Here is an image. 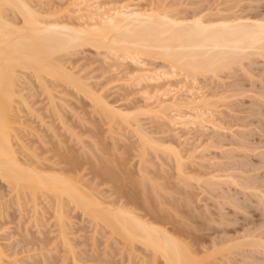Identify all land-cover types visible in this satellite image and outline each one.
<instances>
[{
    "label": "rangeland",
    "instance_id": "rangeland-1",
    "mask_svg": "<svg viewBox=\"0 0 264 264\" xmlns=\"http://www.w3.org/2000/svg\"><path fill=\"white\" fill-rule=\"evenodd\" d=\"M78 1L80 2V0H28L26 2H32L29 5L35 10L39 9L38 12L40 11L42 16H46L41 18L44 23L50 22L52 19V22L56 20L60 23L77 24L81 19H76L78 17L76 15ZM101 2L109 3V6L134 2L133 4H136L138 8L155 11L162 15L165 13L177 20L189 21L194 17H202L203 21L210 23L228 18V20H232L233 17L234 19L237 17L264 19V0L97 1V3ZM110 2L114 3L110 4ZM8 10L10 9L6 11L7 16L13 17L12 12ZM14 21L16 20L14 19ZM16 22H19L18 25L21 23L19 16ZM72 47L67 50L68 52L66 51L67 54L65 52L56 54V60L60 58V63H65L66 71L72 72L73 70V75H71L75 79L79 77L78 80L76 79L77 82L81 81L88 85V88L84 85L83 88H87L85 91L80 89L85 93L91 90L87 96L84 95V92L79 91V86L74 83L68 84L67 80H63V82L58 78L53 80V78L45 77L44 80L47 83L45 86L47 88L49 86L48 89H45L38 84L33 73L29 70H19L18 68L19 73L16 72L20 80L16 79L17 89L16 87L15 89L18 95L22 94L23 100L20 96L15 97L13 102L15 108L11 115L13 120L16 119L18 122L21 119L22 124L24 123L23 125L26 127L22 128L23 130L21 127L16 128L19 131L18 136H21L20 142H24L26 147L20 148L19 140H13V143L18 142L14 143L18 155L20 153L18 148L23 152L18 156L19 159L22 157L25 161H31L32 165L37 163V167L40 165L41 167L43 165L47 168L52 167L58 173L57 168L60 170L62 165H65L60 162L64 161L63 157L65 154L68 155L69 151L79 161L78 168L75 166L76 170H72V172L64 170V173L63 170H60L59 173L63 172L65 176L79 178L86 188L94 187L92 189V192L96 191V193L93 192L94 195L99 194V197L102 196L101 201L105 200L106 203L112 202L113 207L115 204L125 201L124 197L117 195L123 184V187L126 186L124 190L129 188L126 191L138 193L139 196L136 195L138 199L134 200L139 202H136L137 210L132 203L128 204L127 209L133 208L132 211L138 212L139 215L145 211L146 208L142 209L144 205H147L144 204L146 199L144 200L143 195H140L144 194L142 189L150 191L148 193H150L149 196L152 195V200L150 199V203H148L150 205L153 203L155 208H158V204L164 208V213L161 212V218L164 215L163 218L167 220L164 221V223L166 222L164 227L171 230L180 225L181 232H188V235L187 232L174 231L173 234L187 244L193 252L195 251L194 254L205 258V261L202 259L200 264H264V246L258 244V238L264 241L263 201L260 200L261 203L259 198L253 197L255 196L253 190H245L239 185V183L244 184L245 182L258 188L255 189L258 193H264V56L251 54L247 58L239 60L240 62L235 60L238 63L234 62V65L230 63V61L233 63L234 60H228L229 63L226 65L230 64V66H227V69H222L223 66H220V69L217 66L219 69L207 72L197 71L196 75H189L190 77L184 72L178 71L173 78H167L168 80L161 78L159 81L149 84H147L148 82H139L140 79L135 77L139 80L137 84L132 82L134 78L129 80L128 78L131 74L134 75L132 71L135 72L137 68L141 67V63L142 68L144 65L147 66H144L145 69L167 70L169 69L168 59H163L156 53L155 55L151 54L152 51L144 52L145 54L136 52L140 54L138 60L141 62L136 64L130 63L129 60L124 61L121 58L122 51L114 55L115 52L109 51L108 48L105 49V46H96L99 47L96 48L94 45L86 44ZM153 49L148 48V50ZM131 50L134 51L133 48ZM132 75L131 77H134ZM145 84L148 88L145 87ZM90 92L99 97L92 96ZM163 96L166 100L162 99ZM92 97L95 98L92 99ZM100 97L101 99H98ZM95 99L101 102L95 101L94 103ZM24 102H27V105L34 110L25 107ZM168 102H173L175 105L168 106V109L163 110L164 106L162 107L161 104L167 105ZM52 103L53 107H51ZM105 104L109 106L108 111L116 108L119 113L129 114L130 117H127L130 118L127 119L129 122H123V120L119 122L111 116L110 120L106 114V107L104 106L103 110L100 109V105ZM198 104L202 106L197 108ZM108 113L110 115V112ZM194 114L196 117L198 114L200 115L198 120L202 123L196 121L197 118L195 119ZM179 116L185 121L188 118L189 120L185 123ZM170 117L174 119L172 120ZM178 117L180 120L177 119ZM190 120L196 124L191 123ZM17 124H15L16 127ZM30 127L33 128L31 130L33 132L29 131ZM26 129L29 132L26 131L25 134L24 130ZM138 136L146 137L147 140L144 141L145 138L140 139ZM173 149L178 151L175 154L179 153V157L182 156V159L179 158L180 162L176 161L178 157L174 156L176 151ZM38 160L39 162H37ZM178 162L179 167H177ZM102 167L103 170L113 173H111L113 181L109 179L111 174L105 177L107 172H102ZM42 168L46 171L49 170L44 166ZM177 168H180L181 171ZM96 169L99 170L96 172ZM115 174V177H119L116 178L118 183L114 180ZM210 176H216V178L211 180ZM226 177L230 178L226 180ZM231 179L238 184L232 182ZM213 181L219 185L210 184ZM119 183L122 184L119 185ZM10 186L12 185L8 186L7 182L5 183L0 178V247L4 251V264H164L161 259H152V254L144 251L143 246L140 248L139 244L137 247V243L134 244L137 250L134 248L135 251L132 250L134 254L132 256L130 254L128 257L129 248L124 246V243L122 245L119 238H113L115 234L107 232L104 227H101L102 224L99 223V226L95 224L96 221L90 220L87 213H85L86 215L81 213L82 210H78L73 203H68L66 199L65 203H68L65 204L66 206L64 205L67 209L65 214L68 217L65 220L66 234L71 243L70 249L72 247L74 253H72V249L69 252L67 247H63L61 239L58 237V224L56 216H53V201L50 200V197L48 198L51 204L43 199L45 195L38 193V198L35 199L38 202L37 212L34 213L30 192L18 190L19 204L18 198L15 197L16 193ZM154 190L158 194H155ZM141 199L145 202L140 201ZM141 202L144 204L143 207H141ZM150 208L146 210L145 214L143 213L144 218L152 217L149 214ZM174 221L176 222L174 223ZM171 225L172 228H170ZM181 225L185 226V229ZM250 238L258 243H252L253 246L245 245L244 243ZM240 240L245 242L242 243ZM251 240L246 243L252 242ZM214 251L216 252L211 255V252ZM208 253L209 256L206 255ZM72 259L77 260H74L76 263Z\"/></svg>",
    "mask_w": 264,
    "mask_h": 264
},
{
    "label": "bare ground",
    "instance_id": "bare-ground-1",
    "mask_svg": "<svg viewBox=\"0 0 264 264\" xmlns=\"http://www.w3.org/2000/svg\"><path fill=\"white\" fill-rule=\"evenodd\" d=\"M26 1H28V0H26ZM26 1L25 0H0V178L2 180H4L5 183L7 182L8 186L12 185L10 187H12V189L16 193L15 197L18 198L17 199L18 203H19V199H20L19 193H18L19 189H20L19 190L20 192H21V190H23V191L26 190V192H28V191L30 192V194L32 195V200H33V205H34V210H33V211H35L34 213L37 212L36 206L38 205V202H36L35 199L38 198L37 197L38 193H40L41 195H45V196H43L44 197L43 199H45V201L47 200L46 201L47 203L50 202L49 204H51L50 200L53 201L52 202L53 203L52 209L54 211L53 216L54 215L56 216V221H57L56 223L58 224L57 225L58 226V233H59L58 237H60L63 247L64 246L67 247L68 249L67 248L66 249L69 252L72 251V253H74L73 248L71 247L72 250L70 249L71 243L69 242V239H68L67 234H66L67 233L66 232L67 226L65 224V222H66L65 220H67L66 218H68L66 216L67 214H65V212L67 210V209H65V206L70 202V203H73L74 206L78 208V210L79 209L82 210L81 213H84V214L87 213V216L89 218H91L90 220H92V221L94 220V222L96 221L95 224H97L99 226V223H100L103 225V226H101V225L100 226L102 228L104 227L107 230V232L109 231V233H112V235L115 234L113 236V238L114 237L119 238L120 239L119 242L121 244L124 243V246L129 248L128 249L129 250L128 251L129 252L128 257H130V254H131V256H132V254H134V253H132L133 252L132 250H134V248H135L134 244L137 243L136 244L137 247L140 246V248H141V246H143L145 248L144 251H147L148 253L150 252L152 254L151 255V256H153V257H151L152 259H154V260H156L157 258L161 259L164 264H200L201 260L203 259L202 256L199 257V255L194 254L195 251L193 252L191 250V248H188L189 246H187V244L183 243L182 240H179L176 237V235L173 234V231L178 232V233L179 232L185 233L187 231L181 232L179 230L180 225L179 226L176 225L177 223L174 225L178 226V228L177 227L172 228V225H171L170 228H172V229L168 230L167 228L164 227V224L166 223V222L164 223V221H167L165 218H163L164 215H162L163 220L161 218V212L163 211V213H164V208L159 206V204H158V208L159 207H161L160 209L163 208L162 210H160L158 208H155L153 203L151 204L152 206L149 204L150 199L152 200V198H151L152 195L149 196L150 193H148L150 191L142 189V191H144L142 193H144V194H140V195H143L142 196L143 199L144 200L146 199V202H147L146 203L145 201H143V199L140 200V201L145 202L144 204H147V205H144L143 202L140 203V204H142L141 207H143V205H144V208H142V209L146 208L145 211L144 212L142 211V212L145 214L146 210H148V208L151 207L150 208L151 211L149 210V214H151L152 217L150 215L149 216L151 218L147 217L148 216V211H147V216H146L147 218H144L143 213L142 214L140 213V215H139L138 212L135 213L134 210L132 211L133 208L127 209L129 203H132L133 205H135V209H136V207H137L136 202L137 203H139V202L138 201L135 202L134 200L138 199L136 197V195H138V193L126 191L129 188L124 190V188L126 186L123 187L122 183H121L122 185L119 183V185H121L122 187L118 186L121 188H119V193H117V195L119 194V197H124L125 201L124 202L121 201L120 204H117V205L115 204V207H113L114 205L113 206L111 205L112 202L107 201L108 203H106L104 198H103L104 201H101L102 196L99 197L98 196L99 194L98 195L95 194L98 197L94 195L93 192L95 190L92 192V189H94V187L91 188V186L89 185L90 187H87L88 188L87 189L86 185L82 184L81 181H79V178H77V177L73 178V177L68 176V175H67L68 177L65 176V174H63V172L65 173L64 170H67V171L69 170V172L70 171L72 172V170H76L75 166H77V164L79 162V161H77V159L75 157H73L72 154L69 153V151L67 152L69 156L67 154H65L67 159L64 155L65 158L62 156L64 161L60 162L61 164H65L64 166L62 165V168L60 169V170H63L62 173H59L60 170H58V168L56 166L55 167L57 168L58 173L55 172L56 170H53L52 167L47 168V166L43 165L44 167L47 168V170L49 169L48 171H46V169L43 170V168H42L43 166L41 167V165L38 163L40 165V167L42 168V170H41L40 167L36 166L37 163H34L35 165L34 164L32 165L31 161H29V162L25 161V160H23L24 158L22 159V157L19 159L18 156L20 155V153H23V152H21L22 150L20 148H23L22 146H24L25 143L20 142L21 136L20 135H19L20 137L18 136L19 131L16 130V128L21 127V129H22L25 127V125H23L24 123L22 124L23 121L21 122V119L19 120L20 122H18L16 119L13 120V118H12L13 116L11 115V114H13L12 112H14V108H15L13 105V102L15 101V97L20 96V98H22V94L18 95L17 90H16L17 89V87H16L17 80L18 81L20 80L18 78V76H17L18 74H16V72H18L17 71L18 68H19V70L20 69L29 70L31 73H33L38 84L42 85L45 89L47 88V86H45L46 82L44 79H45V77H47V78L49 77V78H53V80L57 79V78L61 79V81L67 80L68 84L74 83V84H76V86H79V91H81V90L85 91L86 87L85 88H83V87L85 85L88 88V85L84 84V82L82 83L81 81H78L81 84L80 85L76 81V79L78 80L79 77L76 79H75V77H72L73 70H72V72L66 71V66L64 65L65 63L64 64L60 63L61 62V61H59L60 58L58 60H56V57H57L56 54H60L59 52H65V54H67V52H68L67 50L72 46L91 44V45H94L95 47L96 46H100V47L105 46L106 47L105 49L108 48L109 51H112L113 53L115 52L114 55H116L117 52L122 51L123 53L121 54L122 55L121 58L124 61L129 60L130 63L131 62H134L136 64L141 63L140 60H138V59H140L139 58L140 54H142L144 52H151V51L153 52L151 54L155 55V53H156V54H159L160 57H162L163 59L164 58H166V60L168 59L167 62H169L168 63L169 69H167V70L164 69V70L157 71V69H156V71H155V69L152 68L154 70L153 71L152 69L149 70L150 68L145 69V67H147V66H145L143 64L145 67L143 66V68H142V63H141V67L137 68V71L135 70L136 68L132 69V70H135L136 73L132 71V73H134V75H132L129 72L134 77H131V75L128 73V76L130 75L129 76L130 78H128V80L131 78L137 79L135 77H138V79H140V81L138 79L136 81H133L134 80L133 79L132 80L133 83L134 82L137 83L138 81L139 82L143 81L142 83L148 82L147 84H149L150 82H155L157 80L159 81V79H161V78L163 80H165V78L166 79L167 78L169 79L171 77L173 78V76H175L176 72H178V71L184 72V74H186L187 76H189V75L192 76L197 71L198 72H200V71L207 72L208 70H210V71L216 70L218 67L220 68V66H223L222 69H224L227 66H230V64L226 65V63L227 64L229 63L228 60H234L233 63H232V61H230L231 65L232 64L234 65L235 64L234 62H236L237 60L239 61L242 58L244 59V57L247 58V56H250L251 54L252 55L257 54V55H260V57H263L264 56V19L263 18L262 19H257V18L256 19H252V18L249 19V18H245V17L244 18L243 17H240V18L237 17L234 19V17H233L232 20H228L229 19L228 18L227 20L225 19V20H221V21H215V22L212 21L210 23H208V22L206 23L205 21H203L202 17L201 18L200 17H196V18L194 17L193 19H190L189 21L184 20V19L177 20V19L173 18V16L171 17L165 13L162 15L160 13H156L155 11L151 12V11H147L146 9L138 8V6H136V4H133L134 2L132 4L128 3V2L126 4V2H124L125 4L123 3V4H119L117 6H115V5L109 6L108 5L109 3L107 4L106 2H105V4L102 2L97 3L98 0H90V2H88V0H80V2L78 1V4L76 3L78 5V6L76 5L78 7V10H76V12L78 11L76 14V15H78V17H76V19L81 18V19H79L80 22H78L77 24H69L66 22L60 23V22H57L56 20H54V22H52V19L50 22L44 23V20L41 18L42 17L45 18L46 16L45 15L42 16L40 11L38 12L39 9L35 10L31 5H29L32 2L29 3ZM112 3H114V2H110V4H112ZM7 9H10L8 11L12 12L13 17H15V16L20 17L21 23L19 25L17 24L19 22H16L17 17L14 18L16 20V21H14V19H13V17H11V15H9L10 17L7 16V13H6ZM47 17H48V15H47ZM86 18H87V20H85ZM96 48H99V47H96ZM131 48H133L134 51H132ZM148 48L149 49L154 48V49L148 50ZM155 48H156V51H155ZM157 49L159 52L157 51ZM136 52H138L140 54H138ZM158 56H155V57H158ZM225 60H226V62H225ZM134 63H133V65H134ZM236 63H238V62H236ZM224 65H225V67H224ZM242 69H243V67H242ZM214 74H215V72H214ZM186 75H185V77H186ZM82 84H83V86H82ZM128 84H129V82H128ZM147 84H145L146 86L144 85L146 88H148ZM71 86H74V85H71ZM15 87H16V89H15ZM48 88H49V86H48ZM75 88H77V87H75ZM45 89H44V91H45ZM84 91H81V92L83 93ZM89 91H91V90H88V92ZM88 92H86V93L84 92L85 93L84 95L87 96ZM47 94H48V92H47ZM91 95L92 96L94 95L93 92L91 93ZM95 97H92V99ZM97 97H99V96H97ZM98 99H101V97ZM98 99H95L94 103H95V101L97 103L101 102ZM162 99H165V97ZM22 100H23V98H22ZM163 102H164V100H163ZM53 103H52L51 107H53ZM94 103H93V105H94ZM161 103H159V104H161ZM165 103H166V101H165ZM171 103L168 102L167 105H162L163 104L162 103L161 106L162 107L164 106L163 110H165L166 108L168 109L169 108L168 106L172 107L175 105V103H173V102H171ZM186 103L188 104L187 101H186ZM186 103H184V104H186ZM191 103H193V102H191ZM205 103H206V101H205ZM100 104H102V103H100ZM24 105L28 109L31 107V106L29 107L27 105V102H24ZM97 105H99V104H97ZM97 105H96V107H97ZM104 106L106 107V110L109 107L106 104L100 105V109L103 110L102 108ZM199 106H202V105L198 104L197 108H199ZM160 107H157V108H160ZM54 108L58 109L56 107H54ZM30 109H33V108H30ZM33 110H31V111H33ZM106 110L104 109V114H105ZM196 110H198V109H196ZM118 111L119 110H116V108H115V110H112V109H111V111L107 110L106 114H108L109 118L111 116V118H114L117 121L119 120V122L121 120H123V122H129L127 120V119H130V118H127L129 116V114H125L122 112L119 113ZM157 111H158V109H157ZM108 112H110V115ZM196 112H198V111H196ZM201 113H203V112H201ZM165 116H167V115H165ZM180 116H181V114H180ZM194 116H195V119L197 118L196 119V121H197L200 115L198 114V117H196V115L194 114ZM202 116H203V114H202ZM204 116H206V115H204ZM171 117H173V116L171 115ZM179 117L177 119H179ZM185 117H186V115H185ZM201 117H200V119H201ZM111 118H110V120H111ZM171 119L173 120L174 118H171ZM180 119H181V117H180ZM182 119L184 120V118H182ZM125 120H127V121H125ZM175 120H176V118H175ZM188 120H189V118H188ZM188 120H186V121L184 120L185 123H187ZM201 120H203V119H201ZM14 121H17L16 122V123H18L17 127L15 126L16 123ZM173 122H175V121H173ZM190 122H191V120H190ZM199 122L202 123V121H199ZM185 123H184V125H185ZM194 124H196V122ZM32 129L33 128L30 127V130L29 129L28 130L31 131ZM16 131H18V132H16ZM26 131H27V129L24 130L25 134H26ZM29 131H27V132H29ZM31 132H33V131H31ZM25 134H23V135H25ZM31 134H33V133H31ZM138 137H140V136H138ZM144 138H145L144 141H146L147 140L146 137H144ZM144 138L140 137V139H144ZM15 139L16 140L18 139L19 144L21 145V147L19 146L20 148H18V151L20 152L19 155H18V152L16 151L17 149L14 147L15 146L14 143L16 141L13 143V140H15ZM16 143H18V142H16ZM144 143L146 144V142H144ZM151 146H152V143H151ZM24 147H26V146H24ZM29 147H30V145H29ZM29 147H27V148H29ZM27 148H25V149H27ZM173 151H176V150L173 149ZM177 152L178 151L174 152V156L177 155L178 160L176 159V161H179V158L182 159V156L179 157L180 156V155H178L179 153L175 154ZM27 153H28V151H27ZM32 154H33V152H32ZM34 157H36V155ZM40 158H42V157H40ZM43 160H46V159L43 158ZM60 160H62V158H60ZM37 162H39V160ZM51 162L54 163L53 161H51ZM179 162H178V164L176 163L177 167L180 166ZM46 163H48V162H46ZM52 163H50V164H52ZM102 165H103V163H102ZM77 168H78V166H77ZM99 169H101V167H99ZM99 169H96L95 171L97 172V170H99ZM109 169H110V167H109ZM177 169H179V171H181L180 168H177ZM102 170H103V167H102ZM113 170H115V169H113ZM104 171H106V170H103L102 172H104ZM98 172H100V171H98ZM106 172H107V175L105 177H107L108 174L112 173V172L110 173L108 171H106ZM112 174H111V176L109 175L111 177L109 179H112V177H113ZM102 175L104 176L103 173H102ZM115 176H116V174L114 175V178H115L114 180H116V178H117ZM211 177L212 176H210L209 178H211ZM214 178H216V176H213L211 178V180H214ZM229 178L230 177H226V180H228ZM233 179H234V177H233ZM233 179H231V181L238 184ZM130 180L132 181V179H130ZM217 180H219V179H217ZM112 181H113V179H112ZM116 181L118 183V180H116ZM205 181L208 182V180H205ZM231 181H229V182L231 183ZM238 181H239V179H238ZM213 183L217 184V182H215V181H213L210 184L213 185ZM234 183H232V184L236 185ZM217 185H219V184H217ZM220 185H222V184H220ZM239 185L242 186L245 190L251 189L255 193H257V194L253 193V195H255L253 197H257V199L259 198L258 199L259 201L262 200L263 205H264V193H258L256 191L258 188H255L254 185H251V184L249 185L248 183H245V182H244V184L239 183ZM213 188H216V187H213ZM218 188H220V187H218ZM16 190H17V192H16ZM116 190H118V188H116ZM155 190H154V193H155ZM23 191H22V193H23ZM136 191H137V189H136ZM95 193H96V191H95ZM155 194H158V193H155ZM52 196L54 199L52 198ZM48 197H50V200ZM124 198H122V199H124ZM66 199L68 200L67 204L65 203L67 201ZM113 202H114V200H113ZM126 205H127V207H126ZM72 207H73V205H72ZM152 207L155 209L154 211H153ZM156 207H157V205H156ZM262 207H264V206H262ZM156 209H158L157 212H155ZM159 210H160V213H159ZM140 212H141V210H140ZM168 220H170V219L168 218ZM175 222L176 221H174V223ZM180 224H182V223L180 222ZM182 225H181V227H182ZM181 227H180L181 230L183 227H184L183 229H185V226H183L182 228ZM187 230H189V229H187ZM187 235H188V232H187ZM251 238L253 239V237H251ZM251 238H250V240H251ZM192 239H193V237H192ZM246 240H248V239H246ZM250 240H248L246 242H249ZM253 240H256V239L254 238ZM253 240H251L252 242H250V243H246L243 240L242 241L240 240V241L242 243L245 242L244 243L245 245L251 244V246H253L254 244H252V243H255L257 241V240L256 241H253ZM258 242H256V244L258 243L259 245L261 244L262 247L264 246L263 239L258 238ZM39 243H42V241L41 242L39 241ZM138 244H139V246H138ZM256 247L258 248V245ZM1 248L2 247H0V264H4L3 263V260H4L3 259V256H4L3 252L4 251H3V249L1 250ZM215 252L216 251L211 252V255H212V253L214 254ZM206 255L209 256V253ZM73 256H74V254H73ZM73 256H72V258H73ZM143 257H142V259H143ZM72 260H73V262L77 261L75 259H72ZM101 260H102V258H101ZM129 260H130V258H129ZM203 260L205 261V258ZM207 260H209V258ZM152 261H151V263H152ZM209 261H211V260H209ZM101 262H103V261H101Z\"/></svg>",
    "mask_w": 264,
    "mask_h": 264
}]
</instances>
